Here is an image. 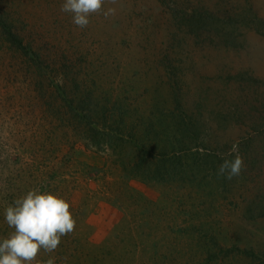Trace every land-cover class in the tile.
Returning <instances> with one entry per match:
<instances>
[{"label":"rangeland","instance_id":"374dc122","mask_svg":"<svg viewBox=\"0 0 264 264\" xmlns=\"http://www.w3.org/2000/svg\"><path fill=\"white\" fill-rule=\"evenodd\" d=\"M63 2L0 0V239L39 190L76 223L31 264L264 262V0Z\"/></svg>","mask_w":264,"mask_h":264},{"label":"clouds","instance_id":"9594fccd","mask_svg":"<svg viewBox=\"0 0 264 264\" xmlns=\"http://www.w3.org/2000/svg\"><path fill=\"white\" fill-rule=\"evenodd\" d=\"M103 3L104 0H64L61 11L71 15L74 25L85 28L90 14L100 11ZM242 165L238 155L226 159L219 166L218 174L231 179L239 175ZM69 207L58 194L39 190H31L15 201L4 212V222L14 231L0 239V264H31L41 249L54 251L61 237L75 227ZM45 264H54V260L50 258Z\"/></svg>","mask_w":264,"mask_h":264},{"label":"trees","instance_id":"16d2710c","mask_svg":"<svg viewBox=\"0 0 264 264\" xmlns=\"http://www.w3.org/2000/svg\"><path fill=\"white\" fill-rule=\"evenodd\" d=\"M3 15H5V13L0 9V34L3 33L7 42L12 44L13 46H17L18 49H21L23 52H25L24 48L22 47L20 39L17 37L16 34L11 32V29H10L11 25H8V26L5 25L7 23V20L3 18ZM258 33L264 36V27H262L261 31H258ZM95 146L99 147V145H95ZM142 163L143 162L138 164L139 168L141 167ZM157 176L158 178H164V176L162 177L159 173H157ZM261 264H264V262H262Z\"/></svg>","mask_w":264,"mask_h":264}]
</instances>
